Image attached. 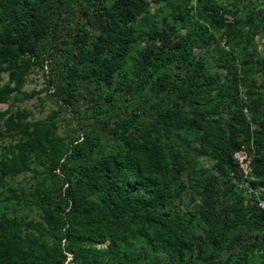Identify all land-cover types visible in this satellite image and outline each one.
<instances>
[{
	"label": "rangeland",
	"instance_id": "1",
	"mask_svg": "<svg viewBox=\"0 0 264 264\" xmlns=\"http://www.w3.org/2000/svg\"><path fill=\"white\" fill-rule=\"evenodd\" d=\"M61 1L56 3L63 8L60 27L53 37L13 58L4 59L0 50V87L13 89L0 102V264H60L57 248L66 251V241L48 234L43 210L50 208L64 221L66 178L75 180L79 165L66 160L70 150L91 138L92 158L116 155L123 147L121 136L143 132L166 146L161 166L166 202L153 213L177 229L184 255L153 240L154 227L135 230L137 221L125 217L114 251L100 254L107 240L91 243L98 251L92 264H264V0H210L213 4L206 6L204 0H149L129 23L133 41L109 85L67 72L74 50L67 42L77 26H87L77 12L84 0ZM8 3L0 0V7ZM198 3L199 10L189 9ZM186 9L187 21L180 27L173 17ZM5 22L0 19V31ZM167 25L173 28L167 31L170 41L190 38L187 62L198 76L212 79L201 78L190 87L195 93L183 104H188L185 110L197 109L215 120L211 131L222 139L242 126L246 138L233 153L235 165L223 164L220 170L217 158L202 152L203 131L163 118L176 101L183 103L178 96L190 82L177 67L176 54L137 84L136 51ZM161 79L167 84L160 89L154 84ZM234 84L236 101L223 98L219 87ZM167 140L179 152L176 159L168 153ZM238 154L250 167L246 174L234 157ZM63 256L64 263L72 257Z\"/></svg>",
	"mask_w": 264,
	"mask_h": 264
},
{
	"label": "trees",
	"instance_id": "2",
	"mask_svg": "<svg viewBox=\"0 0 264 264\" xmlns=\"http://www.w3.org/2000/svg\"><path fill=\"white\" fill-rule=\"evenodd\" d=\"M204 1L205 6L213 4L210 0ZM57 2L60 4L62 1L9 0L7 6L0 7V19L6 21L0 31V50L4 59L31 52L39 40L53 37L54 33L59 31L63 8L56 5ZM148 5L149 0H84L78 6L77 12L84 19V26L87 28L81 30L80 25L77 26L73 41L67 42L70 47H74L70 52L71 63L67 72L79 78L87 77L109 85L133 41V31L129 23ZM187 9L179 11L173 17V21L180 27L186 24ZM189 9L199 10L200 4ZM172 29V26L167 25L162 32L152 33L145 46L136 51L134 70L137 84H142L150 73L175 58L176 54L177 67L185 72L190 82L178 96L183 103L176 101L173 108L164 112L163 118H177V121H181L180 128L203 131L202 136L207 138V144L202 147V152L216 157L220 170L223 164L235 165L233 153L241 147L245 141L244 137L246 138L242 136V126L239 125L240 128H236L232 135L222 139L216 131H211V128L215 127L211 123H216L215 120L206 119L203 117L204 112L197 109L185 110L188 104H183L195 93L194 89L191 92L190 87L197 86L201 78L207 83L212 79L203 74L198 76L193 64L187 62L191 52L190 38L179 37L170 41L172 32L167 31ZM87 46L91 47V50L83 53L82 50ZM90 64L91 66L84 68ZM166 84L167 82L161 79L154 86L159 85L161 89L165 88ZM219 89L223 98L229 97L231 101H236L235 84L221 86ZM12 91L8 85L0 87V102L6 101ZM193 101L191 98L189 102ZM238 134L241 136L240 141L236 137ZM210 138L214 140L211 141ZM120 139L123 147L116 155L92 158L91 153L96 146L89 138L75 144L66 158L67 161L79 162V165L74 168L75 180L69 181V178H66L67 211L63 209L64 221H61V214L52 216L50 208L43 210L48 234L57 240L66 241V251H63L62 247L57 248L61 255L60 264H92L91 257L98 252L91 247L94 241L109 242L100 254L114 251L121 235L117 227L125 217L130 221H137L135 230L139 231L145 224L154 227L153 240L163 244L179 257L184 255L186 245L179 238L177 229L153 213L166 202V184L161 172L166 146L152 138L149 132H143L134 138L121 136ZM167 141L168 153L176 159L179 152L169 144V140ZM26 169V166H21V170ZM258 171L259 168L255 167L254 173L259 174ZM2 247L0 241V248ZM61 253L71 254L72 257L64 263L65 258Z\"/></svg>",
	"mask_w": 264,
	"mask_h": 264
},
{
	"label": "built area",
	"instance_id": "3",
	"mask_svg": "<svg viewBox=\"0 0 264 264\" xmlns=\"http://www.w3.org/2000/svg\"><path fill=\"white\" fill-rule=\"evenodd\" d=\"M237 159V162L239 164V166L241 167V169L243 170V172L246 174L250 171V167L248 165L247 162H245L244 160V156H240L238 154V156H234ZM258 205H262V202L260 200H258Z\"/></svg>",
	"mask_w": 264,
	"mask_h": 264
}]
</instances>
